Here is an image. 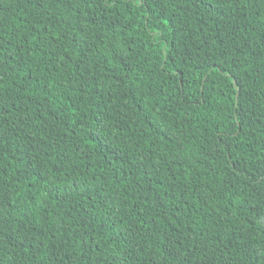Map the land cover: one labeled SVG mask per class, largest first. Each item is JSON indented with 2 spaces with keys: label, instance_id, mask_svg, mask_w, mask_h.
<instances>
[{
  "label": "trees",
  "instance_id": "trees-1",
  "mask_svg": "<svg viewBox=\"0 0 264 264\" xmlns=\"http://www.w3.org/2000/svg\"><path fill=\"white\" fill-rule=\"evenodd\" d=\"M0 264H264V0H0Z\"/></svg>",
  "mask_w": 264,
  "mask_h": 264
}]
</instances>
